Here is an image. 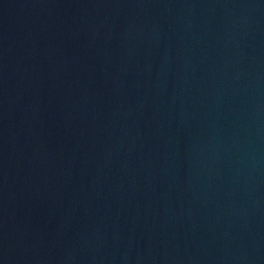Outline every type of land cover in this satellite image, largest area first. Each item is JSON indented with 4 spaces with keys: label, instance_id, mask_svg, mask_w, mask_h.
<instances>
[{
    "label": "water",
    "instance_id": "95a60500",
    "mask_svg": "<svg viewBox=\"0 0 264 264\" xmlns=\"http://www.w3.org/2000/svg\"><path fill=\"white\" fill-rule=\"evenodd\" d=\"M0 264H264V0H0Z\"/></svg>",
    "mask_w": 264,
    "mask_h": 264
}]
</instances>
